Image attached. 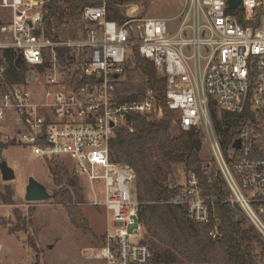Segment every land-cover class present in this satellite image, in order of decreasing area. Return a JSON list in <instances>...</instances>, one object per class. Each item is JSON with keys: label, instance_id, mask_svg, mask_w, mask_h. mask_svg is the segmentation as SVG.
I'll return each mask as SVG.
<instances>
[{"label": "built area", "instance_id": "built-area-1", "mask_svg": "<svg viewBox=\"0 0 264 264\" xmlns=\"http://www.w3.org/2000/svg\"><path fill=\"white\" fill-rule=\"evenodd\" d=\"M157 1L172 9L170 16L142 18L132 10L121 24L107 19L106 0L86 6L85 32L73 39L45 23L43 0H0L9 11L0 50L20 51L32 70L26 83L0 88V145L67 162L74 176L87 179L94 197L88 204L106 210L97 255L105 264L154 260L139 214L137 173L112 156L121 129L134 132L135 118L156 122L164 114L154 90L139 101L118 93L136 53L166 76L165 104L179 119L172 128L203 132L229 189L222 203L239 210L264 244V0H241L235 9L229 0ZM29 84L40 91L32 94ZM213 112L246 116L226 148ZM171 203L185 206L198 225L212 222L217 205L193 172ZM223 235L219 225L210 232L214 240Z\"/></svg>", "mask_w": 264, "mask_h": 264}, {"label": "trees", "instance_id": "trees-1", "mask_svg": "<svg viewBox=\"0 0 264 264\" xmlns=\"http://www.w3.org/2000/svg\"><path fill=\"white\" fill-rule=\"evenodd\" d=\"M43 1L45 23L48 26L53 23L57 28L79 21L86 6L102 4V0ZM133 1L135 0H106L107 19L123 23L126 20L123 8ZM0 69H3L0 73L1 89L26 83L32 72L21 52L14 49L0 50ZM125 77L126 80L117 87L123 101H139L148 90H154L158 102L164 108L161 120L154 122L137 117L133 121L134 132L121 129L112 142L114 161L130 165L137 173L135 188L137 199L141 203L139 214L147 228L149 244L166 249L158 254L154 251L155 262L170 264L183 260L189 264H257V247L262 248L260 252L264 255V244L258 232L247 226L246 220L238 217L230 204L222 203L229 198V189L221 174L214 170L210 176H206L203 171L204 161L200 157L203 132L198 129H172L173 121L179 119L165 104L166 76L159 74L153 63L136 53L128 63ZM245 117L221 113L219 119L217 113H212L217 130H220L221 123L225 125V148L239 136ZM8 147L10 146L0 145V151ZM179 166H183L185 176L190 172L195 173L200 178L204 194L217 201L209 225L191 223L186 207L171 203L184 188V185L170 181ZM52 172L56 174L55 170ZM70 184L73 185V182L70 181ZM64 191L62 198L69 202L71 196ZM0 199L4 204L14 205L13 192L10 190L8 197L0 195ZM67 211L77 228L92 233L77 205H67ZM9 224V221L0 217V226L7 227ZM216 225L224 233L221 240H214L210 236ZM15 231L9 229L10 233ZM29 242L38 253L31 238ZM152 249L154 250L153 247ZM36 264H40L39 260Z\"/></svg>", "mask_w": 264, "mask_h": 264}, {"label": "rangeland", "instance_id": "rangeland-1", "mask_svg": "<svg viewBox=\"0 0 264 264\" xmlns=\"http://www.w3.org/2000/svg\"><path fill=\"white\" fill-rule=\"evenodd\" d=\"M132 10L142 18L168 17L172 11L169 6L157 0H135L123 8L125 19L128 17L127 12L131 13ZM8 16L9 11L0 8V26L8 23ZM59 32L65 38L82 37L85 28L81 16L79 21H72L62 26ZM38 88L39 86L35 84L28 86L32 94L40 91ZM218 118H221V114ZM224 129L225 125L221 123V130ZM200 157L204 161L205 175L210 176L216 168L205 136H203ZM3 159L15 171L16 179L5 182L0 171V195L8 197V190L12 191L14 203V205H7L0 199V217L10 223L7 227L0 226V264H36L38 260L40 264H104V261L96 256L100 253L106 230V210L104 207L88 204L94 197L87 179L81 176L79 180L78 176H74L71 165L67 162H45L21 147L3 149L0 151V160ZM52 170H55L56 174H53ZM185 175L183 166H179L175 174L170 177V181L177 185H184L187 180ZM30 177H34L46 187L51 195L49 200L26 201V186ZM74 177L77 182L76 187L70 184ZM63 190L71 196L69 202L63 200ZM70 204L77 205L81 209L92 233L79 229L72 223L67 211V205ZM235 212L238 217L244 218L239 210L235 209ZM246 225L249 226L247 221ZM9 229L16 231L10 233ZM30 238L37 246L38 253L31 246ZM150 245L154 248L155 254L166 251L160 245ZM261 249L257 247L255 251L258 256L257 264H264ZM155 259L156 256L152 264H158ZM170 264L189 263L179 260L178 263Z\"/></svg>", "mask_w": 264, "mask_h": 264}, {"label": "water", "instance_id": "water-1", "mask_svg": "<svg viewBox=\"0 0 264 264\" xmlns=\"http://www.w3.org/2000/svg\"><path fill=\"white\" fill-rule=\"evenodd\" d=\"M241 0H229V5L231 8L235 9L240 4ZM35 76H31V80H34ZM235 147L239 148L240 141L234 144ZM0 171L2 173V178L5 182L14 181L16 179L15 171L8 165V163L3 159L0 160ZM73 186H77L75 177L72 180ZM51 198L46 187L39 183L34 177H30L28 184L26 186L25 199L27 202H40L47 201Z\"/></svg>", "mask_w": 264, "mask_h": 264}, {"label": "crops", "instance_id": "crops-1", "mask_svg": "<svg viewBox=\"0 0 264 264\" xmlns=\"http://www.w3.org/2000/svg\"><path fill=\"white\" fill-rule=\"evenodd\" d=\"M98 258V256H96ZM105 264V263H104Z\"/></svg>", "mask_w": 264, "mask_h": 264}]
</instances>
